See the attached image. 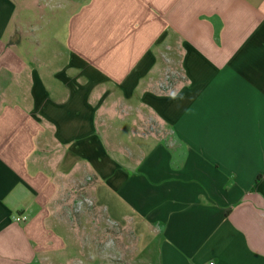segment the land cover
<instances>
[{
  "label": "crops",
  "instance_id": "obj_1",
  "mask_svg": "<svg viewBox=\"0 0 264 264\" xmlns=\"http://www.w3.org/2000/svg\"><path fill=\"white\" fill-rule=\"evenodd\" d=\"M66 3L60 47L0 0V264L61 254L84 188L158 264H264V0Z\"/></svg>",
  "mask_w": 264,
  "mask_h": 264
},
{
  "label": "rangeland",
  "instance_id": "obj_2",
  "mask_svg": "<svg viewBox=\"0 0 264 264\" xmlns=\"http://www.w3.org/2000/svg\"><path fill=\"white\" fill-rule=\"evenodd\" d=\"M14 4L18 18L29 17L27 30L39 36L51 31L56 44L65 46L70 17L76 6H67L66 0H9ZM53 43V44H54ZM169 74L175 82L179 70L171 68ZM134 141V139H133ZM87 199L91 206L75 212L74 204ZM61 220L68 224L58 230L64 239L61 254H51L41 264H158L161 236L157 229L128 228L109 216L107 208L96 206L87 189L62 199ZM59 214V213H58ZM126 233V236H125Z\"/></svg>",
  "mask_w": 264,
  "mask_h": 264
},
{
  "label": "built area",
  "instance_id": "obj_3",
  "mask_svg": "<svg viewBox=\"0 0 264 264\" xmlns=\"http://www.w3.org/2000/svg\"><path fill=\"white\" fill-rule=\"evenodd\" d=\"M171 81H172V78L169 74H165L164 77H163V80L162 82L159 84V88L161 90H169L170 87H171ZM91 202L88 201L87 199H79L76 201V203L74 204V211L75 212H80L82 211L86 206H91ZM17 220H20V221H25L26 220V217L23 216V215H18L17 217Z\"/></svg>",
  "mask_w": 264,
  "mask_h": 264
}]
</instances>
